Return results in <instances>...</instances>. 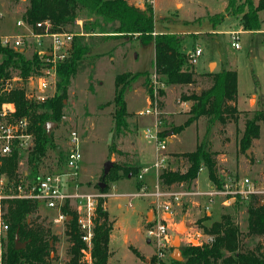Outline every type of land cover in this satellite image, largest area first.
<instances>
[{
  "label": "rangeland",
  "instance_id": "obj_1",
  "mask_svg": "<svg viewBox=\"0 0 264 264\" xmlns=\"http://www.w3.org/2000/svg\"><path fill=\"white\" fill-rule=\"evenodd\" d=\"M258 1L252 0L254 5ZM226 2L227 0H154L151 6L155 34L175 33L181 38L180 49L185 54L195 47L201 49L202 54L197 62L188 66L195 74L207 69L212 72L231 70L237 74V121L229 123L224 129L219 124H214L206 133L207 120L201 117L170 138L171 141L167 138L170 137L168 132L183 124L189 116V102L181 101L180 95L197 90L196 86L164 85L161 88L163 95L154 93L153 102L143 85L146 77H138L130 83L126 80L125 101L129 116L125 119V127L116 132L112 118L115 77L124 72H147V78H150L154 71L153 45H143L135 37H107L106 33H97L98 30L89 29L87 22L100 23L101 19L84 13L77 16L72 25L65 27L66 32L74 35L73 39L80 38L78 40L88 51L78 61L76 74L70 80L63 99L61 120L48 121L47 123H51L48 130L45 126L48 134L52 135V146L39 164L38 174L41 176L67 171L63 161L70 149V133L76 132L77 150L81 159L77 165V176L69 181L64 178L65 188L71 192H99L104 195V206L112 225L107 264H158L155 256L156 240L146 235L148 229L154 230L155 219L166 225L169 240L179 235L181 248L187 243L196 245L209 241L211 238L203 233L202 224L209 226L219 220L222 214H228L240 231L243 248L254 250L264 246V236L247 234V204L243 200L218 195L212 196V201L209 202L208 196L197 195L198 192L211 191L213 187L204 168L198 173L196 185L190 190L184 185L162 187L155 172L144 177L145 185L142 183L144 180L139 182L135 176L125 178L118 171L119 178L109 184L106 193L98 191L96 186L101 181L103 166L107 161L112 166L140 167L154 160L155 141L145 137L146 128L153 131L154 118L143 112L155 108V100H158V132H162L160 138L166 145L167 153L169 152V170H184L179 158L181 153L193 151L198 144H203L218 152V173L221 180L249 177L258 187H264V122L259 123V138L254 139L249 148L241 151L238 144L246 120L251 119L256 111H264V10L260 12V31L244 32L239 17L229 15H225L223 22L213 29L206 17L223 13ZM27 6L28 0H0V34L17 32L15 21L22 18ZM231 31L240 32L239 49L231 45ZM17 73L12 71L11 79L19 78ZM15 83H12V87H15ZM28 87L30 88V84L26 83V91ZM6 105L9 104L1 107ZM31 147L32 145L18 154L20 178L30 171L28 151ZM136 182L142 183V191ZM156 188L162 194L159 198L151 196ZM172 193H180L178 201L172 199ZM167 203L171 204L170 211L166 214L159 213L158 205ZM118 204L121 206H117ZM206 206L208 210L205 209ZM56 216L55 210L39 204L36 214L31 218L43 220L56 237L51 252V257L54 258L52 264H65L69 258L66 223L54 222ZM204 216L208 219H203ZM180 222L183 228L177 227ZM161 241L164 242L163 238ZM172 250L173 247L168 242L163 250L164 264L170 263ZM152 258H155V262Z\"/></svg>",
  "mask_w": 264,
  "mask_h": 264
},
{
  "label": "trees",
  "instance_id": "obj_2",
  "mask_svg": "<svg viewBox=\"0 0 264 264\" xmlns=\"http://www.w3.org/2000/svg\"><path fill=\"white\" fill-rule=\"evenodd\" d=\"M264 9V1L256 5L252 0H227L223 13L207 15L206 20L212 28H216L224 20L225 15L239 17L243 31L257 32L261 30L259 13ZM81 13L101 19V22L88 21L89 29L97 33L107 34V37L137 38L145 45L152 43L154 58L152 65L159 80L164 85L200 87L199 90L188 94L181 93L180 100L189 102V116L183 124L172 128L177 134L185 127L204 117L207 120L206 133L210 126L219 124L224 129L229 123L237 121L239 111L236 107L237 74L235 71L222 70L195 74L189 69L187 56L181 51V38L175 33L154 34L153 10L150 5L145 8L128 3L127 0H28V6L22 19L33 24L36 21L48 19L52 30L61 31L72 25ZM80 39V38H78ZM71 42L70 56L58 65L55 95L45 102L38 103L27 96L25 85L28 78L39 69L40 59L36 54L31 57L24 51L3 48L0 46V107L4 104L13 105L12 119L25 118L28 122V132L32 135V147L28 151L30 171L23 178L18 175V152L14 151L2 161L1 169L14 186L18 184H33L39 177L38 167L52 146V135L46 131L48 121L59 122L62 118L63 99L71 78L76 74L78 61L87 53L88 48L80 40ZM17 71L21 86L6 89V82L11 78V72ZM147 72L130 74L124 72L115 77L113 106V123L116 132L125 127L127 111L125 92L127 82L136 81L138 77H146L143 85L148 97L153 100L150 78ZM127 80V82H126ZM163 95V91L159 92ZM157 104H159L157 100ZM260 122H264V111H256L251 119L246 120L243 134L239 140V149L246 150L254 139L259 138ZM220 128V129H221ZM162 132L159 133L161 136ZM218 152L212 151L203 144H198L193 151L181 153L184 170L164 169L158 176L162 187L184 185L187 190L195 184L198 173L204 168L208 178L216 189H221L223 181L219 176L217 160ZM134 177L138 172L137 166H112L101 181L106 193L109 184L115 182L119 175ZM137 187L141 189V184ZM105 199H100L96 218L94 220V235L92 238V264H107L109 258V236L112 225L108 220ZM247 204V234L249 236H264V205L252 196ZM38 202L35 200L12 199L6 201L4 221L8 225L6 240L1 241L2 264H52L51 257L56 237L51 234L44 221L31 217L36 214ZM61 212L71 218L66 223V235L69 246V256L65 264H82L80 251L84 247L77 226L76 214L66 203ZM203 219H208L203 217ZM202 231L211 239L196 245L187 243L180 248L182 260L170 259L169 264H264V246L256 249L243 248L240 243V231L228 214H222L219 220L209 226L202 224ZM18 242L24 243L20 249H15V236ZM136 253V252H135ZM155 262V258H152Z\"/></svg>",
  "mask_w": 264,
  "mask_h": 264
},
{
  "label": "built area",
  "instance_id": "obj_3",
  "mask_svg": "<svg viewBox=\"0 0 264 264\" xmlns=\"http://www.w3.org/2000/svg\"><path fill=\"white\" fill-rule=\"evenodd\" d=\"M142 6H153L154 0H143ZM2 13L0 11V18ZM80 24V23H79ZM17 32L12 34H0V46L3 48L20 50L31 57L36 54L39 59V69L35 74H32L27 83V96L38 103H42L52 98L56 93L57 84V68L62 62H65L70 56L71 42L73 34L61 31L52 30V24L48 19L36 21L33 24L26 23L22 18L15 21ZM229 35L232 38L231 45L235 49H239V31H231ZM202 54L200 48L195 47L188 51L185 55L189 65H194L198 57ZM14 81V82H13ZM17 81V82H16ZM16 82V83H15ZM151 88L157 95L164 84L159 80L155 72L150 74ZM13 86H21L19 78H10L5 86L7 90L13 89ZM157 92V94H156ZM155 108H149L143 112L145 115H151L154 118L153 128H146L145 137L155 141L154 160L150 165L141 167L136 178L139 182L144 180V177L155 172L158 179V174L162 170L167 169L168 153L166 145L160 138L158 132V109L157 100H155ZM13 105L9 104L0 108V264H2V247L1 241L5 238L8 225L4 221L6 201L12 199L35 200L38 204H43L47 209L55 210L57 216L54 222L60 223L67 221L70 216L61 212V208L67 203L71 210L76 214L77 226L80 232V238L84 247L80 251V261L82 264H92V238L94 235V220L96 218V210L100 199H104V195L95 192L79 193L78 191H68L65 188L64 178L69 181L72 177L77 176V165L81 159V155L77 150L78 135L76 132L70 133V149L66 152L63 166L66 172L42 174L33 184H18L14 186L13 182L8 179L3 173L1 166L5 157L12 154L14 151L20 154L21 151L27 150L32 145V135L28 132V122L25 118L12 119ZM71 169H75L74 171ZM203 169V168H201ZM200 169V170H201ZM223 186L221 189L212 187L211 191L200 192L197 195L208 196V201H212V196H232L240 198L244 202H248L252 196H255L262 205H264V187H258L254 180L249 177L240 178L237 180H222ZM77 186L75 187V190ZM142 191V188H141ZM143 193V192H142ZM162 194L159 190H155L154 196L159 198ZM174 201H178L180 193L170 194ZM103 203V207H104ZM159 213L165 214L170 211L171 204L158 205ZM208 210V207H205ZM159 214L157 213V217ZM156 220L154 230L148 229L146 235L152 240H156V259L158 264H164L165 254L164 247L170 242L166 236L167 227L159 219ZM163 238L164 242L161 241ZM200 243V242H199ZM198 244V243H197Z\"/></svg>",
  "mask_w": 264,
  "mask_h": 264
},
{
  "label": "water",
  "instance_id": "obj_4",
  "mask_svg": "<svg viewBox=\"0 0 264 264\" xmlns=\"http://www.w3.org/2000/svg\"><path fill=\"white\" fill-rule=\"evenodd\" d=\"M51 123H47L46 127L48 130V127ZM58 152V149H57ZM112 167V163L110 161H107L104 163L103 166V177H105L108 173V171L110 170V168ZM98 186L99 189H103L105 184L103 182H98ZM190 224H185V226H189ZM178 228H183L182 222H180L177 226ZM14 244H15V249H20L24 246V243H19L18 242V236H15V240H14ZM170 244L173 247V250L170 254V259H172L173 261L176 262H180L182 260V256H181V252H180V237L179 235H175L173 236V238L170 240Z\"/></svg>",
  "mask_w": 264,
  "mask_h": 264
},
{
  "label": "crops",
  "instance_id": "obj_5",
  "mask_svg": "<svg viewBox=\"0 0 264 264\" xmlns=\"http://www.w3.org/2000/svg\"><path fill=\"white\" fill-rule=\"evenodd\" d=\"M128 3L133 4V5H135V6H138V7H140V8L143 7L142 4H141L142 2H140V1H139V2H131V1H128ZM177 3H180V2H177ZM180 4H181V3H180ZM181 5H182V4H181ZM263 10H264V9H263ZM263 10H262V11H263ZM262 11H261V12H262ZM259 17H260V13H259ZM261 28H262V22H261ZM244 32H246V31H244ZM154 34H155V32H154ZM152 45H153V44H152ZM153 51H154V47H153ZM209 64H210V63H209ZM207 70H209V71H207ZM207 70L204 71V72H202V73H199V74H204V73H208V72L210 73V72H212L210 69H207ZM196 89L199 90L200 87H196ZM189 105H190V103H189ZM236 107H237V106H236ZM168 135H170V137H167V138H169V141H171L172 137L176 136V134H173L172 131L168 132ZM170 138H171V139H170ZM214 151H215V150H214ZM168 154H169V152H168ZM152 162H153V161H152ZM152 162H151V163H152ZM151 163H150V164H151ZM150 164H148V165H150ZM143 166H145V165H143ZM143 166L138 167V170H139L141 167H143ZM146 176H147V175H146ZM146 176H145V178H146ZM135 177H136V176H135ZM126 178L130 179L131 177L128 176V177H126ZM121 179H122V178H121ZM121 179H120V180H121ZM137 181H138V180H137ZM196 181H197V180H196ZM196 181H195V184H194V185H196ZM138 183H139V182H136V184H138ZM142 183H143V185L146 184L145 179H144V181H143ZM142 183H140L141 186H143ZM194 185H193V186H194ZM145 187H146V186H145ZM171 187H172V186H171ZM173 187H175V185H174ZM141 188H142V187H141ZM84 193H88V192H84ZM89 193H90V192H89ZM144 193H145V192H144ZM154 193H155V192H154ZM198 193H200V192H198ZM151 196L154 197V194L151 195ZM117 206H121V205L118 204ZM106 209H107V208H106ZM207 214H209V212H208Z\"/></svg>",
  "mask_w": 264,
  "mask_h": 264
},
{
  "label": "bare ground",
  "instance_id": "obj_6",
  "mask_svg": "<svg viewBox=\"0 0 264 264\" xmlns=\"http://www.w3.org/2000/svg\"><path fill=\"white\" fill-rule=\"evenodd\" d=\"M212 66V65H211Z\"/></svg>",
  "mask_w": 264,
  "mask_h": 264
}]
</instances>
